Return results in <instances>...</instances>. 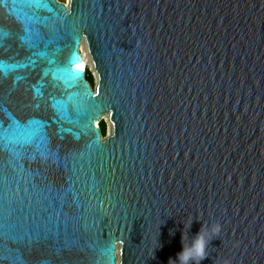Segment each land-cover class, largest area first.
<instances>
[{"label":"water","instance_id":"1","mask_svg":"<svg viewBox=\"0 0 264 264\" xmlns=\"http://www.w3.org/2000/svg\"><path fill=\"white\" fill-rule=\"evenodd\" d=\"M42 3L0 0V264H168L217 221L200 264H264V0Z\"/></svg>","mask_w":264,"mask_h":264},{"label":"clouds","instance_id":"2","mask_svg":"<svg viewBox=\"0 0 264 264\" xmlns=\"http://www.w3.org/2000/svg\"><path fill=\"white\" fill-rule=\"evenodd\" d=\"M193 221L187 226L190 232ZM185 228V225H184ZM183 228V229H184ZM222 225L217 222L202 223L199 232L188 236L182 235V249L176 254L175 258H170L168 264H200L207 256V249L212 238L218 236ZM174 235V231L171 233Z\"/></svg>","mask_w":264,"mask_h":264},{"label":"snow or ice","instance_id":"3","mask_svg":"<svg viewBox=\"0 0 264 264\" xmlns=\"http://www.w3.org/2000/svg\"><path fill=\"white\" fill-rule=\"evenodd\" d=\"M31 2L36 6V7H48L46 3H42V0H31ZM78 65V57L75 55L72 56V58L69 61V65L59 69L58 71L63 73V75L68 78V79H75L78 71H82V66H79V68L74 67ZM4 65L0 64V68H3ZM106 251L108 252H113V248H109Z\"/></svg>","mask_w":264,"mask_h":264},{"label":"rangeland","instance_id":"4","mask_svg":"<svg viewBox=\"0 0 264 264\" xmlns=\"http://www.w3.org/2000/svg\"><path fill=\"white\" fill-rule=\"evenodd\" d=\"M59 1L60 2H64L65 4H68V0H59ZM86 70H87L86 74L89 75L92 78L93 86L95 87L96 86V83H97L96 77H95L94 72H93V70H92V68H91V66L89 64L87 65ZM98 125L101 126L102 128H104V130H105V135L104 136H107V135L112 134L113 127L111 126L112 124H111L108 116H104L103 120H101V121L98 122ZM109 126L112 127L111 130H110Z\"/></svg>","mask_w":264,"mask_h":264},{"label":"bare ground","instance_id":"5","mask_svg":"<svg viewBox=\"0 0 264 264\" xmlns=\"http://www.w3.org/2000/svg\"><path fill=\"white\" fill-rule=\"evenodd\" d=\"M68 4H69V0H68ZM81 55H82V64L80 66H82V69L86 72L87 65L89 64L91 66V68H92V70L94 72V75L96 77V80H97V73H96V71L94 69V65H93L91 57H90V55L88 53V50H87L85 42H83L82 46H81ZM111 126H109L110 130L113 127V126L112 127ZM117 255H118V258H120L119 247H118Z\"/></svg>","mask_w":264,"mask_h":264},{"label":"trees","instance_id":"6","mask_svg":"<svg viewBox=\"0 0 264 264\" xmlns=\"http://www.w3.org/2000/svg\"><path fill=\"white\" fill-rule=\"evenodd\" d=\"M86 72H87V70H86ZM87 75V74H86ZM87 77V79L90 81V83L93 85V81H92V78L89 76V75H87L86 76ZM100 127V129H101V131H102V134H103V136L105 135V130H104V128H102L101 126H99Z\"/></svg>","mask_w":264,"mask_h":264},{"label":"built area","instance_id":"7","mask_svg":"<svg viewBox=\"0 0 264 264\" xmlns=\"http://www.w3.org/2000/svg\"><path fill=\"white\" fill-rule=\"evenodd\" d=\"M80 51H81V49H80Z\"/></svg>","mask_w":264,"mask_h":264}]
</instances>
